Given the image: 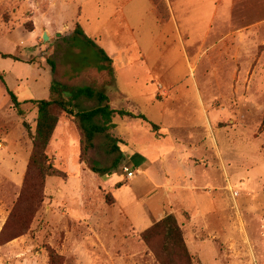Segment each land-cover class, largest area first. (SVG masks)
Listing matches in <instances>:
<instances>
[{"label":"rangeland","instance_id":"374dc122","mask_svg":"<svg viewBox=\"0 0 264 264\" xmlns=\"http://www.w3.org/2000/svg\"><path fill=\"white\" fill-rule=\"evenodd\" d=\"M83 1L0 0V52L18 58L0 54V73L24 111L18 114L0 79V264H50L49 246L62 264H162L160 254L171 264H264V0H147L157 25L144 0H127L123 14L140 41L129 55H141L143 65L124 69L104 60L95 48L102 42L74 33L81 24L92 36L99 16H114L122 0L102 12L94 0L82 11ZM161 59L163 72L150 78ZM53 80L105 91L111 108L144 114L147 120L113 116L108 131L121 142L141 150H161L158 141L190 144L182 161L193 176L204 172L194 182L201 186L187 187L201 194L200 206L179 203L174 189L176 206L165 204L160 214L141 200L146 193L132 195L145 182L144 171L133 180L123 169L135 156L119 143L124 157L114 167L119 152L102 133L83 153L78 121L56 105L47 152L66 176L37 188L29 160L38 109L30 100L48 98ZM79 103L84 110L100 104L85 96ZM128 207L139 220L154 215L145 230L177 215L192 261L164 252L160 235L150 247Z\"/></svg>","mask_w":264,"mask_h":264},{"label":"trees","instance_id":"16d2710c","mask_svg":"<svg viewBox=\"0 0 264 264\" xmlns=\"http://www.w3.org/2000/svg\"><path fill=\"white\" fill-rule=\"evenodd\" d=\"M75 34L82 36L87 43L90 45H95L93 40L89 38L84 29L80 24L74 30ZM95 48L102 54L103 58L112 62L107 52L95 45ZM4 58H14L18 59L16 56L10 53H1ZM55 69V62H50ZM0 79L3 81L7 87L4 75L0 73ZM8 94L10 95L13 107L16 109L19 115H23L24 111L22 109V102L19 100L18 96L7 87ZM96 98L99 101V105L93 109L84 110L80 107L79 99L82 97ZM33 102L38 109L37 126L35 133H31L33 140V148L29 160V172L36 174L39 179V184L36 185L37 188H43L46 183V179L49 177H62L66 176L63 171L56 168L53 163L49 161L48 157V147L50 145L53 133L58 124V117L52 113V107L57 106L62 111L66 112L68 116H73L78 121L80 128L84 133V152H86L89 147L94 145V139L97 134H105L106 137L112 142V150L119 152V158H117L114 167L120 162V159L124 157L123 150L120 144L123 142L119 141L116 137L109 133V128L112 125V118L117 113L122 116H129L132 118H141L147 120L144 114H135L134 112L128 110H116L111 108L109 104V96L105 91H97L91 86H78L69 87L60 81L53 80L50 86L49 97L44 99L33 98L30 100ZM99 119L101 122H99ZM120 143V144H119ZM91 170L97 173L103 171V169L97 168L95 165L91 167ZM161 236L164 243V252L169 249H175L179 252V255L187 260L192 261L191 252L185 241L183 231L178 223V220L174 214H168L152 227L144 231V240L152 247L151 242L155 236ZM48 254L50 259V264H62L63 257L54 248L48 247ZM160 260L162 264H171L160 254Z\"/></svg>","mask_w":264,"mask_h":264},{"label":"crops","instance_id":"0c3cea01","mask_svg":"<svg viewBox=\"0 0 264 264\" xmlns=\"http://www.w3.org/2000/svg\"><path fill=\"white\" fill-rule=\"evenodd\" d=\"M96 5V9L100 12L105 11L109 5L113 6V2L119 1V0H94ZM127 0H122L121 2L124 4H121V6L116 7L117 12L114 14V16L111 17H103L99 16L98 21V28H96L92 32V36L88 35V32L84 29L86 35L89 38L94 39L95 41H98L99 43L102 42L103 48L109 57L112 59V62L110 64H113L114 67H119L124 69L123 67L126 66H136L138 68L141 63V55L138 56V59H134L131 61L132 57L129 55V52H132V49L136 46L138 47L139 40L136 36V29L128 23V18L123 14L125 9V4ZM126 2V3H125ZM145 2V8L147 14L152 18L154 25L158 24V16L154 12L153 5L148 2L147 0H144ZM82 11L84 10V6L88 5V0L82 2ZM123 15L121 18V21L114 20L117 17H120V15ZM81 25V24H80ZM156 34V33H154ZM152 35V38L154 39L155 35ZM118 45V46H117ZM135 45V46H134ZM131 49V51H129ZM141 47L138 48L139 52L141 53ZM98 51V50H97ZM99 52V51H98ZM100 53V52H99ZM101 54V53H100ZM102 55V54H101ZM145 56V55H144ZM103 57V56H102ZM123 57V58H122ZM149 59L147 56L145 60L147 61ZM105 60V59H104ZM140 60V61H139ZM165 62V60H164ZM139 64V65H138ZM147 64V63H146ZM143 65V64H142ZM156 66V67H155ZM162 66L164 67L163 59L161 61H156L154 66L151 67L148 71L151 73L150 78H155L157 76L161 75ZM112 67V66H110ZM167 70V69H165ZM134 127L138 126L139 124L133 122ZM139 128V126L137 127ZM163 147L161 150L159 148H153V145L147 146L145 149H137L135 146H131L130 143L123 142L124 151H129V154L131 156H135V161L130 160V162L133 164L131 166V169L136 172V170H142L144 171V184L141 185V189L138 191H134L131 189V194L136 196L141 193H146L141 197V200H146L151 202L154 209L157 210V212H164L165 204L167 207L173 208L176 206L175 202H173L172 194L178 190V198L179 203L185 204L188 207L192 205V209L197 208L200 206L198 201L201 199V194L196 191V189L189 190L187 187H195L198 188L201 185H195L200 180H202L204 177V172H201V176L196 174L195 176L192 175V169H189L186 163H184L182 160L185 159L186 154L188 153L187 150H191L192 147L190 144H183L179 146L178 141L173 142L172 146H166L165 143H162L158 141ZM168 145V144H166ZM153 151V154L151 153ZM163 151H166L163 153ZM162 154V156L160 155ZM127 155V154H126ZM183 163L181 166L179 165L180 162ZM198 175V176H197ZM137 178L136 173L135 177L131 179ZM198 182L196 181V179ZM132 180V181H133ZM131 181V182H132ZM197 183H194V182ZM146 184V185H145ZM132 185V184H131ZM172 191V193L170 192ZM133 192V193H132ZM145 196V197H144ZM168 202V203H166ZM130 209V221L133 223V225L136 227L138 231L145 230V226H148L151 222H154V215H148L145 213H141L143 216H145L147 219L142 218L139 220L140 215L137 212L136 208ZM171 212V211H170ZM177 216V215H176ZM157 218V216H156ZM161 218H157L156 221H159Z\"/></svg>","mask_w":264,"mask_h":264},{"label":"built area","instance_id":"2783aa9c","mask_svg":"<svg viewBox=\"0 0 264 264\" xmlns=\"http://www.w3.org/2000/svg\"><path fill=\"white\" fill-rule=\"evenodd\" d=\"M124 171L127 173V177L128 178H133L135 177V172L133 170H131V167L124 165L123 166Z\"/></svg>","mask_w":264,"mask_h":264},{"label":"water","instance_id":"95a60500","mask_svg":"<svg viewBox=\"0 0 264 264\" xmlns=\"http://www.w3.org/2000/svg\"><path fill=\"white\" fill-rule=\"evenodd\" d=\"M44 39H45V40H48V39H49V36H48L47 33L44 34Z\"/></svg>","mask_w":264,"mask_h":264}]
</instances>
